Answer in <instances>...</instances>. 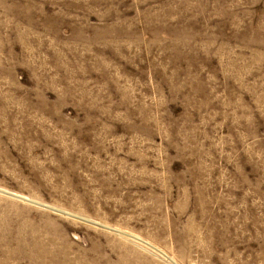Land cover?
Listing matches in <instances>:
<instances>
[{
  "label": "rangeland",
  "instance_id": "obj_1",
  "mask_svg": "<svg viewBox=\"0 0 264 264\" xmlns=\"http://www.w3.org/2000/svg\"><path fill=\"white\" fill-rule=\"evenodd\" d=\"M0 264H264V0H0Z\"/></svg>",
  "mask_w": 264,
  "mask_h": 264
},
{
  "label": "bare ground",
  "instance_id": "obj_2",
  "mask_svg": "<svg viewBox=\"0 0 264 264\" xmlns=\"http://www.w3.org/2000/svg\"><path fill=\"white\" fill-rule=\"evenodd\" d=\"M19 255V254H18ZM26 255V254H25Z\"/></svg>",
  "mask_w": 264,
  "mask_h": 264
}]
</instances>
